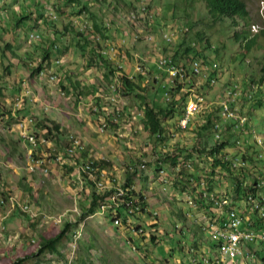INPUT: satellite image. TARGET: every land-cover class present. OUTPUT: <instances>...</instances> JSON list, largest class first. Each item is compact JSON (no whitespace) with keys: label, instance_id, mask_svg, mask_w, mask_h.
<instances>
[{"label":"rangeland","instance_id":"obj_1","mask_svg":"<svg viewBox=\"0 0 264 264\" xmlns=\"http://www.w3.org/2000/svg\"><path fill=\"white\" fill-rule=\"evenodd\" d=\"M77 1L81 4L74 6L73 3ZM86 1L0 0V39L11 46V51H8L7 58L4 59L1 49L4 43L0 42V199L7 197V200L12 198L28 203L45 216L65 215L64 223L55 225L40 219L31 222L19 211L13 212L10 216L12 222L6 227V237L0 239V264H11L22 257L31 246L37 251L36 245L42 239L54 237L63 229L66 232L56 251L39 253L31 258L28 264H175L174 255L180 254L176 258L183 259L186 248L193 243L205 244L202 253L206 256L210 245L207 239H203L204 236H198L200 232L198 233L197 223V218L201 214L205 215V211L198 205L196 208L186 205L185 199L189 194L187 191L183 192L184 194L180 192L183 186L179 183L177 174H184L186 179L190 176L193 184L195 177L207 175L209 188L221 195L231 193L236 183L235 178L244 185L258 181L263 183L264 187V154L259 159L255 146L239 149L241 156H236L246 160L247 168L243 172H231L232 174L222 172L216 180L210 172H206V154L195 152V146L197 150L202 146L195 142L192 131H176V114L164 125L173 136L170 135V140L162 143L168 152L173 146L183 148L180 153L174 154L178 159L174 165L175 172H172L173 164L170 160L157 164L163 153L161 143H157L143 129L142 106L145 103L164 106L167 101L159 91L162 86L148 83L150 77L156 75L154 63L161 55H170L174 50L171 45L174 41L166 43L162 40L160 22L176 29L188 27L189 32L185 35L187 41L195 44L202 58L206 60L205 63L218 65L214 74L216 83L213 86L205 88L203 86H207L206 83L195 80L193 91L207 97L204 101L208 109L199 113L201 115L193 120L192 129H196L195 125L199 126L201 120L215 109L214 104L232 80L240 86H246L249 82L258 84L264 69V36L259 34L252 40L249 51L245 52V49L252 38L247 29L251 23L258 22L259 0H242L249 12L245 26L237 19H233L238 24L234 26L232 19L212 16L199 0H154L150 9L160 10V19L156 20V25L151 29L145 26V20L131 13L132 10L125 6L114 11L102 6L96 7L90 2L88 8L91 11L88 13L82 10ZM39 2H45V6ZM130 3L132 6L136 4L134 0ZM30 10L34 12L32 18L16 27L20 14L26 16ZM42 16L45 20H42ZM93 23L106 32L105 38L98 33L95 35L100 38L102 49L106 44L117 46L118 51H113L116 55L111 56L110 50L105 56L102 55L111 69L116 70L113 78H106V75L109 76L108 67L88 66L90 53H82L76 48V44L81 40L79 34L84 35V32L89 30L86 26L93 27ZM34 31L39 32L42 39L30 43L28 36ZM197 32H200V38L195 36ZM234 34L239 36L237 41L233 37ZM182 37L180 34L178 40ZM205 40L209 44H206ZM54 44L56 51L53 50ZM45 50L49 55L42 68L48 69L57 77L58 80L54 84L48 82L45 77L40 79L30 76L32 68L37 67ZM136 66L138 71L142 70L143 77L141 76L140 82L135 79L138 76ZM5 67L9 69V73L5 72ZM122 71L128 75V79L138 81L146 92L138 93V97L134 92L123 96L119 77ZM159 82L163 86L167 85L162 77ZM71 84L77 85L76 89ZM111 88L121 89V93L115 97V103L106 99L112 97ZM143 95L144 103L139 98ZM17 100H20L19 108L15 107ZM235 110L234 116L237 118L245 116L244 113L248 111L250 119L247 118L248 123L243 129L245 136L249 129L264 136V109L253 111L249 103L238 101ZM9 113L12 115L11 120ZM26 118H33L35 121L27 127L30 133H38L40 123L42 126L52 127L50 123L58 121L64 126L62 132L56 134L53 129L54 131L45 137L49 140L51 148L41 146L33 150L36 154L33 153L32 159L45 160L46 174L38 171L29 173L27 170L31 160L28 152L34 148L23 142L17 128L18 122ZM103 122L106 128L101 133ZM70 134L79 136L83 143L88 145L83 159L91 155L98 158L102 155L108 159L104 161L105 165L97 161L103 165L101 168L106 173L104 179L112 178L119 185H123L126 178L130 177L133 187L139 192H149L150 210L157 213L155 226L145 227L146 219L135 217L132 222L141 226L145 233L138 238H130L131 234L126 226H113L111 216L82 217L91 200L93 186L87 183L80 187L76 172L70 165L75 162L70 160L65 165L57 163L52 152L54 147V153H63L65 138ZM55 137L61 140L57 147L54 146ZM188 155L192 157L188 158ZM143 164L145 169L140 168ZM159 167L163 168V174H158ZM161 176H165V182L158 180ZM151 185L152 191L148 189ZM237 204L246 222L251 221L254 228L264 229V222H261L256 214L242 203ZM4 211L5 208L0 206V213ZM179 214L184 221L178 217ZM20 224L27 232H20ZM76 230L81 236L75 252L72 253L70 242ZM181 230L182 234L179 233ZM15 236L16 240L21 241H16L13 247H9L7 239ZM152 237L154 241L151 240ZM30 240H34V245H31ZM256 251L263 255L264 244ZM2 253L9 255L3 257ZM209 255H212V252Z\"/></svg>","mask_w":264,"mask_h":264},{"label":"built area","instance_id":"obj_2","mask_svg":"<svg viewBox=\"0 0 264 264\" xmlns=\"http://www.w3.org/2000/svg\"><path fill=\"white\" fill-rule=\"evenodd\" d=\"M142 11H144V8H141V12ZM164 38L166 41L171 40L166 35H164ZM39 39L40 36L37 33L30 34L29 36V41H37ZM155 65L157 70L166 74L164 82L167 85H161V88H163V94L167 101L170 100L168 90L172 89L174 91L177 84L182 86L178 89L177 95H186V100L183 104L184 109L182 110V114L178 117L176 122V128L178 131H185L189 123L192 121V118L204 111L207 107L205 106L203 97L200 94H195L192 86L194 84L193 79L200 78V75L203 74V72H207L208 68L202 61H194L189 66L190 71L187 72L185 66L176 64L168 56L161 57ZM135 70L138 71V66H136ZM138 72L142 73V70L140 69ZM50 73L46 75L44 72H41L40 77L47 76L50 82H55L56 77ZM201 77L200 81H202L206 75H202ZM213 82L214 80L211 81V83ZM253 89L254 90L250 91L247 96L242 92V89L236 85L226 91L225 99L218 102L220 107L219 114L223 123L231 122L234 124V130L243 131L248 123L247 116L244 114L245 116L237 118L234 116V112L236 111L237 102L240 101L243 103L245 96L248 99L247 102L250 101L253 93H256L257 87L253 86ZM109 100L113 103L116 102L114 97L109 98ZM19 104L20 100H17L15 107L19 108ZM34 122L33 118H26L18 122L17 128L21 139L31 147L36 148L37 143H39L37 147H39V145H45L50 148L49 141L42 136L43 132H40V135L37 136L35 133L27 131V127L31 126ZM101 127L100 132L102 133L105 128L104 122ZM213 130L215 139H219L220 125L215 124ZM251 134V141H253L255 146L260 147L262 152H264V137L257 135L254 130H251ZM66 144L67 146L64 149V155L69 159L80 160L81 156L85 152V145L81 142L80 138L74 134H70L67 136ZM237 144L239 145L240 141H237ZM31 153L32 150L28 152L29 159H31L28 165V171L31 173L38 171L42 174H46L47 168H45V160L41 158L32 159ZM258 157L262 158V153H260ZM98 159L99 158L92 156L77 166L76 174L79 184L84 185V180L81 179V176H85L87 181L92 182L97 195L103 196L108 194L100 202L97 214L111 216L113 224L116 227H120L122 224H125L127 229L130 231V238L131 236H136L138 238L145 232L141 226L135 225L132 222L133 218L142 217L143 219H146V217L151 214V220V218L157 216V213L150 212L147 196H129V190L124 188L122 185H119L115 179H104L106 173L99 170L95 166V161ZM100 159L104 160L103 157H100ZM56 161L61 163L64 160L62 156H60L56 158ZM225 162H229L231 169H239L245 165L238 157H226L223 160V163ZM187 167L189 168L190 166ZM140 168L144 169L145 165H141ZM160 173L162 174V171H160ZM197 184V187L202 191V199L204 200L202 204L205 211V215L201 214L199 216L201 232L210 241L211 245L210 249H207L206 251L208 253L206 256L202 253V248L197 250L195 247H192L186 253V259L183 262H180V264H208V261H211V264H241L251 262L253 255L245 249V246L247 244L264 242V231H252L245 229L244 225H251V222H245V217L237 211L235 205L236 202L233 198L213 191L208 192L207 182L205 180H200ZM252 190L253 191L246 195L243 203L248 206L253 213H257L258 217L264 221L263 183L256 185ZM8 201L10 212L15 208H18L21 212L28 215L31 220L42 216L44 221L51 222L55 225H59L64 221V214L58 216H45L42 215L38 209H33V207L27 203H19L12 198H9ZM185 203L189 208H196L198 205L192 200L190 195L186 197ZM199 207L202 210V207ZM205 207H208L207 210H205ZM91 217L92 216H90V218ZM2 221L3 219L1 218L0 229H2ZM153 221V219L152 222L147 221L146 224L152 225L154 224ZM80 236L81 234L79 231H76L72 236V241L70 243L72 253L76 250L77 240ZM214 244L218 247L217 249H219L218 256L212 252L215 251L216 248L211 250ZM133 250L135 251L134 248ZM210 252H212V255H209Z\"/></svg>","mask_w":264,"mask_h":264},{"label":"trees","instance_id":"obj_3","mask_svg":"<svg viewBox=\"0 0 264 264\" xmlns=\"http://www.w3.org/2000/svg\"><path fill=\"white\" fill-rule=\"evenodd\" d=\"M41 1V0H39ZM88 1V2H87ZM85 3H83V7L82 10H84L85 12L90 13L89 11V3L92 2L93 5H95L96 7H100L102 6V8H106V9H112L114 11H118L119 9H123L122 6H125L127 9H131L132 11H136V10H141L142 7H146V9H148V13L149 15H151V18H145L144 20L146 21V27L147 28H153L154 25H156V20H159V13L160 10H151V5L153 4L154 0H134L136 2L135 6H132V4L130 3L131 0H87ZM155 1H159V0H155ZM200 2H202L206 8L207 11L212 15V16H216L218 18L221 17H227V18H233V17H237L241 20H246L247 16H248V12L246 10V6L242 1L239 0H199ZM176 2V1H175ZM40 5L45 6V2H39ZM74 6H78L79 4H81L80 2H75L73 3ZM39 5V6H40ZM168 6H173V4H168ZM41 7V6H40ZM43 8V7H41ZM45 9V8H44ZM145 9V8H144ZM36 10V9H35ZM34 10V11H35ZM43 11V9H42ZM156 11V12H155ZM131 12V11H130ZM32 10L29 11L28 14H26V16H24L23 14H20L21 16L17 19V23H16V27L19 24H23L25 22H28L27 20L31 19L33 16ZM129 14V12H127ZM170 13V12H169ZM23 15V16H22ZM42 20H45V18H43L42 16ZM47 24V23H46ZM161 27L163 28V31L166 32L168 35L170 34H176L177 38L176 41L171 44L173 45V52L170 54L172 59L175 60L176 64H180V65H186L188 64L187 72L190 71L189 66L192 62L194 61H201L204 62L206 61L205 59L202 58V56L200 55V51L197 50L196 46H194L195 44H191L190 42L187 41V39L185 38L187 32H185L183 30L184 27L180 28V29H176V28H172L168 25H166L164 22H160ZM157 27V26H156ZM161 27H159L161 29ZM165 29H168V31H166ZM105 31H102L99 29V26L95 23H93V27H91L89 30H87L86 32H84L85 34L83 35V33L79 34L80 35V42H78L76 44V48L81 51L82 53L84 51H88L91 55L90 60L88 61L87 65L88 66H104V67H108L109 68V72L108 75H106L107 77H112L114 73H116V70H112L111 67L109 66L110 64H108V62L106 61L105 57L102 56L101 54V50H102V43L100 40V38L96 37L95 35L98 33L102 36V38H105ZM189 32V31H188ZM183 35V37L179 39V35ZM161 35V32H160ZM262 35L264 36V33H262ZM93 36V37H92ZM195 36L197 38H200V32H197L195 34ZM91 37V39H89ZM256 38V37H255ZM255 38H251L250 40V44L246 47L245 52H248L249 49L251 48L250 45H252V40H254ZM163 40V39H162ZM201 40V39H200ZM164 41V40H163ZM1 43H4V45L1 47L2 49V56L3 58H7V53L10 50L11 51V46L8 42H5L3 40L0 39ZM206 44H209L206 40H205ZM209 46V45H208ZM172 48V49H173ZM244 52V54H245ZM243 54V53H242ZM243 54V55H244ZM48 55L49 53L45 50L44 51V55L43 57L40 59V62L37 63V67L36 68H32L31 70V75L30 76H37V78L40 77L41 72H44L46 68H42V66L44 65V63L47 61L48 59ZM205 65L212 70V65L211 64H207L205 63ZM218 66V65H217ZM217 66L215 67V70L217 68ZM5 72L9 73V69L7 67L4 68ZM156 75L152 78L150 77L148 83L150 82V84L152 85H156L158 84V81L156 80L155 77H157L159 75V72L155 69ZM206 73V72H203ZM160 74H162L160 77L163 78V73L160 72ZM142 75L138 74V76L135 79H138L139 82L140 80H142ZM120 79H121V85H122V95H128L129 93H135L136 97H138V93H144L146 92L145 88H141L140 85L138 84V81L135 82V80L133 79H128L126 78V76L124 74L119 75ZM41 79V77H40ZM259 84L264 83V69L262 70V75L259 77ZM72 85V84H71ZM74 86V88L76 89L77 85H72V87ZM182 86L180 84H177V87L174 89V91L172 89L168 90V94L170 95V100L166 101V103H164V106H160L156 103H145L143 104L144 106H142L143 108V129L146 130L149 134L150 137H152L157 143H161V145L163 146L162 151H163V156L161 157V161L164 164V162H166V160H170L172 162V166H173V170H171L172 172H175V166L178 156L174 155L176 152H179L183 150L182 147L178 148V146H173L172 149H169L170 151H165V147L162 143L165 144L166 141L170 140L169 136L171 135L169 133V130H167L165 128V123L167 122V120L172 119V115H176L177 114V118L181 116L182 114V110L184 109V102L186 100V95H177L178 93V89L181 88ZM206 88H209V85L206 86ZM118 93L120 92V88ZM159 91L160 93H163V89H160L159 87ZM79 96V94H77ZM1 97V95H0ZM140 101H142V103H144L145 101V95H143L142 97L139 96ZM254 100V103H252L250 105V108L253 111L258 110V108H262L264 109V95L262 96H258V94L255 95V97L252 99ZM251 100V101H252ZM201 114L196 115L195 117L192 118V121L189 123L188 127L185 129V132L190 130L192 131V133L194 134V139L195 142L198 145H201L202 148H198L199 150L196 149L195 146V152H197V154H206V164H207V171L206 172H210L211 176L214 178L220 174L221 172H225V173H231L233 172L232 170H230L227 165L225 163H223V157L219 155L221 150H224L226 148H230L232 146H234V143L232 141V139H245V134L238 131L234 132V128H233V124H221V130H219V132L222 135V139L221 140H216L214 138V123H219L220 122V118H219V114H218V109L215 107L214 110H212L209 114H207L200 122L199 126L195 125L196 129H192L191 127L193 126V120L197 117H199ZM249 115V114H248ZM12 115H10L9 113V119L11 120ZM178 120V119H177ZM52 125L51 126H42V124L40 123L41 127L39 128V132H35V135H40V132L43 134L42 136L48 137L51 134V131L54 129L55 133L57 134L58 131V126L53 125V122L50 123ZM175 129H176V123H175ZM53 130V131H54ZM177 132H180V130L178 131L176 129ZM176 132V133H177ZM184 132V133H185ZM60 133V132H59ZM173 136V135H171ZM224 137V139H223ZM46 139V138H45ZM66 139V138H65ZM39 143H37L38 146ZM36 146V147H37ZM40 146V145H39ZM35 153V152H34ZM36 154V153H35ZM188 158H191L192 155H188ZM209 156V157H207ZM261 161V160H258ZM104 165V163H103ZM103 165L98 164L97 167L102 169L101 167ZM217 170H221V171H217ZM70 171H72V169L70 168ZM232 174V173H231ZM178 175V179L180 180L179 183L183 186V188L180 190V192L182 194H184L183 192L187 191V193L190 195V197L192 198V200L198 204L199 206H201L203 209V205L202 203L204 202V200L202 199V191L197 187L198 184H193L192 183V179L189 178L186 179V177L184 176V174H177ZM191 179V180H190ZM208 176L207 175H202L200 177H195L194 181L196 183H199L200 180H205L207 182ZM236 183L234 184V188L233 190H231V193H228L229 195H231V197L235 200H241L244 198V196H246L247 193H250L252 191V186L253 185H259L260 183L258 181H253L252 184H248L247 186H243V184L241 182H239L237 180V178H235ZM91 184V183H89ZM92 185V184H91ZM132 182H131V178L127 177L123 187L128 189V195L129 196H138L135 194L134 190L132 189ZM184 189V190H183ZM207 191L211 192V188H209V186L207 185ZM28 191H30V189H27ZM108 194H105L103 196L101 195H96L95 192H92L91 194V200L88 203V208L87 210H85L82 213V217H86L89 216L91 214H94V212L97 210L100 202L107 196ZM141 197V196H140ZM207 210V209H205ZM179 218H181L182 221H184V219L180 216V214L178 215ZM112 222V221H111ZM66 227H68V225H65ZM199 227V226H198ZM66 230L63 229L61 230V232L59 234H57L54 237L51 238H47V239H42L40 242V249L38 250L37 253L32 254L31 256H29V258L25 257H20L17 258L16 260H14L11 264H23L25 263L27 260H30L31 258H34L37 256V254L48 251L49 253H54L56 251L57 245L58 243L62 240V238L65 235ZM200 232V234L198 236L202 237V232H201V228L199 227L198 229V233ZM152 241H154V238L152 237L151 239ZM190 248L188 249V251L192 248L195 247V249L199 248L197 247V243H193L191 245H189ZM214 248H216L215 251H212L216 256L219 255L218 247L214 244L212 246L213 250ZM261 264H264V252L263 255L259 254L257 251H255ZM202 255V254H201ZM211 261H208V264H211ZM175 264H179V263H175Z\"/></svg>","mask_w":264,"mask_h":264},{"label":"clouds","instance_id":"obj_4","mask_svg":"<svg viewBox=\"0 0 264 264\" xmlns=\"http://www.w3.org/2000/svg\"><path fill=\"white\" fill-rule=\"evenodd\" d=\"M239 1H242V0H239ZM243 2V1H242ZM244 3V2H243ZM245 4V3H244ZM245 6H246V4H245ZM142 8H145L144 9V11H142L141 12V10H136V11H131V13H135L136 15H139L141 18H142V20H144L145 18H151V15H149V13H148V9H146V7H142ZM246 10H247V12H248V9H247V7H246ZM257 17H258V22H254V23H251L250 25H249V28L247 29V32H250V34H251V36H252V38H255V37H257L259 34L260 35H262V33H264V0H259L258 1V8H257ZM221 18H226V19H232V23H233V25L234 26H237L238 24L235 22V20H233V19H237L239 22H241L244 26L245 25H247V22H248V18H249V12H248V16H247V19L246 20H241V19H239V18H237V17H233V18H227V17H221ZM86 28L87 29H90L91 27H87L86 26ZM183 30L185 31V32H188L189 31V29H188V27H184L183 28ZM83 32V31H82ZM35 34V33H37V34H39V36H40V39L39 40H37V41H40L41 39H42V37H41V35H40V33L39 32H36V31H34V32H31V34ZM164 35H166L167 37H169L171 40L170 41H166V39L164 38ZM30 36V35H29ZM29 36H28V41H29ZM233 37H234V39L237 41V38H239V36H237V34H234L233 35ZM161 38L166 42V43H170L171 41H176V38H177V36H176V34H170V35H168L166 32H164L163 31V28L161 27ZM52 40H54V37L52 38ZM251 40V39H250ZM30 43L31 42H35V41H29ZM214 48V47H213ZM56 49V46H55V44H54V46H53V50H55ZM108 50H110L111 51V53H110V55L111 56H114V55H116L113 51H118V49H117V46H115V45H113V44H106V45H104V48L101 50V54L102 55H104L105 56V53L108 51ZM56 51V50H55ZM170 57L171 59H172V57H171V55H165V56H163V55H161V57ZM109 58V57H108ZM173 60V59H172ZM202 61V60H201ZM173 62H175V60H173ZM203 64H205V62H203ZM183 65V64H182ZM154 68L157 70V68H156V65H155V63H154ZM184 66V65H183ZM206 66V65H205ZM217 66V64L216 63H213V65H212V70L211 69H209L207 66V68H208V71L206 72V73H203V74H201L200 75V78H202L201 76L202 75H206V77L205 78H203V80L202 81H200V78H194L193 79V86L192 87H194V85H195V80H198V81H200L201 83H206L207 84V86L209 85V87L210 86H213L215 83H216V77L214 76V74L216 73L215 71V67ZM185 67L187 68L188 67V64H186L185 65ZM45 71H44V73L47 75V74H49L51 71H49L48 69H44ZM158 72H159V76H157V77H155L156 78V80L158 81V85H162L161 84V82H159V78H160V76L162 75V74H160V71L159 70H157ZM163 73V72H162ZM51 75H53V76H55L54 74H53V72H51L50 73ZM122 74H124L123 73V71H122ZM138 74H140L141 75V73L140 72H138ZM114 75H115V73H114ZM113 75V76H114ZM125 76H126V78H127V76L128 75H126V74H124ZM163 80H165V78H166V74L165 73H163ZM56 77V76H55ZM42 78V77H41ZM45 79H47L48 80V82H50L49 81V79H48V77L46 76L45 77ZM57 77H56V81L55 82H50L51 84H54V83H56L57 82ZM212 80H214V82L213 83H211V81ZM250 84H248V85H246V86H240V85H238L235 81H231V83L223 90V92L221 93V95L219 96V98H218V101L214 104V105H216L215 107L218 109V114H219V109H220V107H219V105H218V102L219 101H221L222 99H225V96H226V91L229 89V88H231V87H233V86H238L239 88H241L242 89V92L247 96V94L250 92V91H253L254 89H253V86H256L257 87V89H256V93L254 94L253 93V95H252V97L250 98V101L249 102H247V98H246V96L244 97V102L243 103H249V106L252 104V103H254V100H252L254 97H255V95L256 94H258V96H262V95H264V83H262V84H259L258 82V84H256V83H254V82H249ZM203 87H205L206 88V86H203ZM162 89V88H161ZM61 91V90H60ZM111 91H112V97H118V92H119V90H116V89H112L111 88ZM202 97H203V99H206L207 97L204 95V94H200ZM107 100H109V98H106ZM252 100V101H251ZM116 101V100H115ZM113 103V102H112ZM115 103V102H114ZM204 103H205V106H207L206 107V109L204 110V112L208 109V105L206 104V102L204 101ZM203 112V113H204ZM246 116H247V118L248 119H250L249 118V115H248V111H247V113H244ZM219 118H220V114H219ZM177 122V121H176ZM233 124V123H231V122H226V123H223L222 121H221V118H220V122L219 123H214V125L215 124H219L220 125V130H221V124ZM234 125V124H233ZM105 128H106V124H105ZM104 128V129H105ZM233 128H234V126H233ZM236 131H238V130H236ZM240 131V130H239ZM235 132V131H234ZM240 132H242L243 133V131H240ZM256 133V132H255ZM257 135H259L258 133H256ZM251 129H249L248 131H247V135L245 136L246 138L245 139H232V141H233V143H234V146H232V147H230V148H226V149H224V150H221L220 151V153H219V155L220 156H222L223 157V159H225L226 157H230V158H235V157H237L236 155L238 154V155H240L241 156V154H240V152H239V149H248V148H250L251 146H255L254 145V143H253V141H251ZM77 136V135H76ZM260 136V135H259ZM79 137V136H78ZM262 137H264V136H262ZM80 138V137H79ZM215 138V137H214ZM47 139V138H46ZM66 139H67V137H66ZM65 139V140H66ZM222 139V135H221V133L219 132V139H216V140H221ZM80 140H81V142L83 143V140L80 138ZM49 141V140H48ZM237 141H240V144L238 145L237 144ZM84 145H85V152L83 153V155L81 156V158H80V160H73V159H69V158H67L65 155H64V149H65V147L67 146V144H65V147L63 148V153H60V152H57V153H54V151H55V148L53 147L52 148V152H53V156H54V158H57V157H60V156H62V158H63V160L64 161H62L61 163L60 162H57V163H60V164H67L70 160L71 161H73V162H75L74 164H70V165H72V168H73V170H75V172H76V169H77V166L81 163V162H84V161H86L87 159H89V158H91L92 156L93 157H97L96 155H91V156H89L88 158H86V159H83V157H84V154L87 152V147H88V145L87 144H85V143H83ZM242 144H244V145H242ZM43 146H45V145H43ZM41 146H39V147H33L34 149H31L32 150V157H33V153H34V151L33 150H35V149H38V148H40ZM56 147V146H55ZM257 149H258V153L260 154V153H262V157H263V154H264V152H262V149L260 148V147H258V146H255ZM51 148V147H50ZM160 148L162 149L163 148V146L161 145L160 146ZM49 149V148H48ZM90 152H91V150H90ZM237 152V153H236ZM259 154H258V156H259ZM162 156H163V154H162ZM161 156V157H162ZM100 157H102V156H99V159L97 160V161H101V162H104V160H101L100 159ZM98 158V157H97ZM238 158H240L243 162H244V166H242V167H240L239 169H231L230 168V166H229V162H225V164L227 165V167L230 169V170H232L233 172H243L246 168H247V162H246V160L245 159H243V158H241V157H238ZM259 158V157H258ZM36 159H38V158H36ZM107 161H108V159L107 158H105ZM161 159L162 158H160V161H159V159L157 160V164L158 165H160V163H162V161H161ZM260 159V158H259ZM97 161H95L96 163V167H97V165L100 163V162H97ZM48 162H50V161H48ZM29 163H30V160H29ZM29 163H28V165H29ZM144 165V164H143ZM75 167H76V169H75ZM98 168V167H97ZM99 169V168H98ZM145 169V168H144ZM27 170H28V168H27ZM100 170V169H99ZM101 171H103L102 169H101ZM160 171H162V174H163V168H161V167H159V171H158V174H161L160 173ZM217 171H221V170H217ZM74 172V171H73ZM29 173H31V172H29ZM222 173V172H221ZM76 176H77V174H76ZM163 177V178H162ZM81 179H83L84 180V184H87V183H91L92 184V182H90V181H87L86 179H85V176H81ZM215 179L216 180H218L219 178H218V175L215 177ZM158 180L160 181V182H165V176H161V177H159L158 178ZM79 182V181H78ZM242 183V182H241ZM195 184H197L196 182H195ZM79 186L80 187H82L83 185H80L79 184ZM92 186H93V184H92ZM123 186V185H122ZM243 186H247V185H244L243 184ZM256 185H253L251 188L253 189V187H255ZM93 189H94V186H93ZM132 189H133V187H132ZM151 190H153L152 189V185H151V188H150ZM161 189H164V188H161ZM134 190V189H133ZM253 191V190H252ZM92 192H95V189H94V191H92ZM135 192V191H134ZM213 192H215V190H213ZM96 193V192H95ZM217 193V192H216ZM135 194L136 195H138V197L139 196H147V198H148V206H149V208L151 207V204H150V201H149V196L148 195H146V194H143V193H137V192H135ZM248 194V193H247ZM246 194V195H247ZM97 195V194H96ZM223 195H227V196H229V197H231V195H229L228 193L227 194H225V193H223ZM245 197L246 196H244V198L243 199H241L240 201L239 200H235L234 199V201L236 202V208H237V211H239V213L244 217V214L243 213H241V209L240 208H238L239 207V205L237 204V203H242L243 205H244V203H243V200L245 199ZM232 198V197H231ZM184 199V198H183ZM18 202L19 203H22V202H20V200H18ZM28 204V203H27ZM29 205V204H28ZM187 205V204H186ZM203 205V204H202ZM0 206H1V208H5V211L4 212H1L0 213V219L2 218L3 219V221L1 222V227H2V229H0V239L1 238H5L6 236H5V232H6V221L10 218V216L13 214V212H15V211H19L20 213H22V214H24L31 222H35L37 219H40V220H43L42 219V216H39L38 218H36V219H34V220H31L29 217H28V215H26L25 213H23V212H21L18 208H15L14 210H12L11 212H10V207H9V205H8V200H7V197L6 198H1L0 199ZM32 207V206H31ZM244 207H248V206H246V205H244ZM208 207H205V209H207ZM33 209H37V208H33ZM98 209H99V206H98V208H97V210L94 212V214H91V215H89V216H86V217H90V216H92V217H94V216H96V215H98L97 214V212H98ZM203 209V208H202ZM150 210V209H149ZM204 210V209H203ZM150 212H152L153 213V211H151L150 210ZM254 214H256V217L259 219V220H261L259 217H258V215H257V213H254ZM100 216H107V215H100ZM91 217V218H92ZM150 217H151V214H149L147 217H146V221H145V223H144V226L146 227H148V226H150L151 228L153 227V226H155V224L157 223V220H156V218H157V216L156 217H154V218H151V220H150ZM251 217V216H250ZM152 219L154 220L153 222H154V224H152V225H147L146 224V222L148 221V222H152ZM199 221H197V223H198V226L200 227V218L198 217L197 218ZM112 220V219H111ZM263 220H261V222H262ZM245 222H246V220H245ZM251 222V221H250ZM264 222V221H263ZM64 223V221L61 223V225ZM247 223V222H246ZM112 224H113V221H112ZM60 225V224H59ZM113 226L115 227V228H119V227H116L114 224H113ZM122 226H125V224H122L120 227H122ZM127 227V226H126ZM201 228V227H200ZM244 228L245 229H249V230H252V231H264V229H259V228H254L253 227V225H252V222H251V225H244ZM77 231V230H76ZM76 231H74L73 233H75ZM180 234H182L183 233V231L181 230V232H179ZM17 236V235H16ZM16 236L15 237H11V238H8L7 240H8V243H7V245H9V247H13L14 246V244L16 243V241H20V240H16ZM202 236H204L203 235V233H202ZM2 239V240H3ZM203 239H207L205 236L203 237ZM1 241V240H0ZM78 241V240H77ZM207 242H208V244L209 245H211V243H210V241L207 239ZM30 243H31V245L33 244V243H35L34 242V240H30ZM71 243V242H70ZM263 244H264V242H260V243H257V244H247L246 246H245V249L250 253V254H252L253 255V258H252V261L251 262H245V263H241V264H261L260 263V260H259V258H258V256H257V254H256V249L257 248H259V247H261V246H263ZM34 245V244H33ZM204 245L205 244H201V245H197V247L200 249V248H203L204 247ZM37 246V249L39 250L40 249V243L39 244H37L36 245ZM190 248V246L188 247V248H186V250H185V256H186V253L188 252V249ZM38 250L36 251L35 250V252L34 253H37L38 252ZM71 250V249H70ZM198 250V249H197ZM181 253V252H180Z\"/></svg>","mask_w":264,"mask_h":264},{"label":"crops","instance_id":"obj_5","mask_svg":"<svg viewBox=\"0 0 264 264\" xmlns=\"http://www.w3.org/2000/svg\"><path fill=\"white\" fill-rule=\"evenodd\" d=\"M53 125H56V126H58V131L59 132H62V130L64 129V126H61L59 123H58V121H53ZM60 142H61V140H60V138L59 137H55V142H54V146H59V144H60ZM101 142H104V141H101ZM107 142V141H106ZM85 143V142H84ZM107 145H109L108 143H107ZM102 145H100V147H101ZM103 147H105V146H102V148ZM111 154H113V153H111ZM100 156H102V155H100ZM113 156V155H112ZM103 157V156H102ZM104 158V157H103ZM104 160L105 161H107L105 158H104ZM104 163V165L106 164V162H102V164ZM146 185V184H145ZM132 186H134V185H132ZM133 189H135V191L137 192V193H143V194H145L144 192H139V190H137V188L136 187H133ZM140 189V188H139ZM148 189H150V188H148ZM150 191H152V190H150ZM146 195H148L149 196V192H146ZM149 201H150V204H151V198H150V196H149ZM12 222V220L9 218L8 219V221H6V226H8L10 223ZM148 225V224H147ZM156 225V224H155ZM18 227H19V230H20V232L21 233H25V232H27V229H25L24 227H22V225L20 224V225H18ZM149 228H151L150 226H148ZM150 231H154V229H150ZM19 233V232H18ZM131 240V239H130ZM21 241V240H20ZM19 241V242H20ZM17 245V244H16ZM34 252H35V249H33V246H31V248H29L26 252H24V255H22L23 257H27V258H29V256H31L32 254H34ZM174 253V252H173ZM2 255H3V257H5V255H9L8 253H2ZM180 254H178V255H176V256H179ZM176 256L174 255V257H175V261H174V263H179L180 264V262H183L185 259H186V256L183 258V259H181V257H179V258H176ZM22 257V258H23ZM170 258L172 257V254L169 256ZM183 257V256H182ZM6 258H7V256H6ZM29 261H31V260H27L25 263H23V264H28V262Z\"/></svg>","mask_w":264,"mask_h":264}]
</instances>
